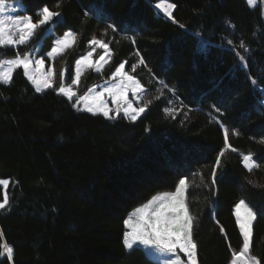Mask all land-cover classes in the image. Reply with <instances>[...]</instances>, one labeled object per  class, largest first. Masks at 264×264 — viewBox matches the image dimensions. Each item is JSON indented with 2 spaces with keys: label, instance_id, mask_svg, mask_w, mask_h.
I'll return each instance as SVG.
<instances>
[{
  "label": "trees",
  "instance_id": "16d2710c",
  "mask_svg": "<svg viewBox=\"0 0 264 264\" xmlns=\"http://www.w3.org/2000/svg\"><path fill=\"white\" fill-rule=\"evenodd\" d=\"M159 1L60 0L56 7L57 0H15L27 9L18 13L33 15L47 5L62 15L28 46L6 49L0 59L33 49L44 55L56 34L71 30L77 44L52 60L57 74L65 70V84L93 37L113 53L102 73L84 72L78 95L107 81L121 62L144 85L143 100L159 95L158 80L175 94L165 90L136 121L122 115L109 120L73 108L54 89L37 93L22 69L11 83L0 82V179L10 180L0 244L14 249L13 260L5 255L0 264H151L141 249L124 248L125 215L153 194L173 190L182 177L191 186L186 202L196 217L198 264H229L231 251L239 250L243 239L233 207L241 198L259 213L251 253L264 257V187L247 182L264 186L261 8L246 0H164L175 5L173 23L154 7ZM109 23L119 31L108 29ZM241 40L250 51L239 48ZM140 57L147 67L133 72ZM165 107L180 111L166 116ZM226 132L236 151H225L210 188L205 185ZM247 153L259 164L252 173L242 163ZM4 192L0 186V201Z\"/></svg>",
  "mask_w": 264,
  "mask_h": 264
},
{
  "label": "snow or ice",
  "instance_id": "6c2138e0",
  "mask_svg": "<svg viewBox=\"0 0 264 264\" xmlns=\"http://www.w3.org/2000/svg\"><path fill=\"white\" fill-rule=\"evenodd\" d=\"M247 3L249 6H254L257 4V0H247ZM60 6V0H57L56 7ZM174 7L175 5L165 3L164 0L156 4L157 9H161L164 15L172 19L173 23H177L173 18L172 10ZM20 10L27 11L25 8ZM89 14V12L85 13L86 16ZM33 15L39 18L34 20ZM33 15L18 14L15 0H0V55L9 48L17 50L21 46H28L38 37L40 29L45 28L54 18L60 17L62 13L52 11L45 5ZM180 27L183 28L184 25H180ZM107 28L112 29L113 32L119 31L111 23L107 25ZM77 42V34L73 31H66L63 36L54 41L45 57L37 59L39 53L35 51H32L31 54L29 52L21 54L16 51L13 57L0 59V82L5 85L11 83L14 73L22 69L23 75L33 85L37 93L54 89L58 95L66 97L69 101H73L75 98V102L72 104L73 108L79 110L82 105V110L93 115H102L109 120L120 119L122 114L124 119L136 121L153 100H159L164 95L165 90L175 94L174 88H170L165 81L158 80L157 83L160 87L156 91L159 95L153 97V99L143 100L142 97L146 91L144 85L135 75H130L129 72L125 71L126 62H121L115 67V70L112 71L111 76L100 87L99 91L96 90L97 86L94 85L84 95H78L75 86L80 83L84 72L90 69L102 73L105 66L112 60L113 53L108 43L93 37L88 42L91 50L75 60L74 76L71 84H65V70L61 69L57 74L51 64L44 70L45 60H55L64 54L66 50L73 48ZM199 43L201 45L204 43L202 38ZM227 43L230 46L233 45L231 40H228ZM40 46L39 43L36 45V47ZM97 48L103 49V54L99 55L98 59L93 60ZM239 48L245 52L250 51L243 40H241ZM233 50L235 49L233 48ZM136 55L139 56V52ZM237 55L239 60L245 63V57L240 55L239 52H237ZM137 65L147 67L143 57H140L137 64L132 65L133 72L136 70ZM57 79L59 80V87L54 88ZM252 82L256 84L255 80ZM129 93L134 99H129ZM134 103H140L141 106L135 107ZM171 103L172 101H169V104ZM179 111L180 108L176 107H165L163 109L165 115L170 117L175 116ZM261 142L264 143V139ZM227 149L236 151L228 143L226 132L225 148L221 149L216 157L215 164L212 166L211 183L205 186L210 188L215 186L216 176L222 165V157ZM241 155L242 162L249 173L259 168V164H257L252 153ZM247 182L254 187H264L255 184L252 180ZM9 185V179H0V186L5 189L3 200L0 201V210L10 206V197L7 195ZM190 187L186 179L181 178L174 191L153 195L146 203L136 207L129 217L123 221L126 227L122 239L124 248L126 250L141 249L145 257L151 261V264H198V245L194 239L196 217L190 214L185 197L186 190ZM258 215L259 213L250 206L245 198H241L235 203V222L243 238V243L239 250L231 251L229 264H264V257L258 258L256 255L251 254L254 221H256ZM220 231L225 232L223 226L220 227ZM181 253L186 259L181 258ZM5 255L9 261L13 260L14 249L7 243L0 244V257Z\"/></svg>",
  "mask_w": 264,
  "mask_h": 264
},
{
  "label": "rangeland",
  "instance_id": "374dc122",
  "mask_svg": "<svg viewBox=\"0 0 264 264\" xmlns=\"http://www.w3.org/2000/svg\"><path fill=\"white\" fill-rule=\"evenodd\" d=\"M246 1H247V0H246ZM159 2H161V1H159ZM159 2H158V3H159ZM165 2H166V1H165ZM158 3H157V4H158ZM15 6L17 7V12H18V10L21 9V6H20V5H17L16 3H15ZM254 6H260V8H261V13H262V18H263V20H264V0H257V4L254 5ZM156 9H157V8H156ZM157 10H158L160 13L164 14L163 11H162L161 9H157ZM18 14H20V15H25V14H22V13H18ZM55 20H60V17L55 18L53 21H55ZM53 21H52V22H53ZM66 31H71V30H66ZM66 31H64V32H63L62 34H60V35H57V34H56V35L54 36V41H55L56 39L60 38L61 36H63V34H64ZM53 44H54V42H53ZM52 46H53V45H52ZM97 49H100V48H97ZM90 50H91V48L89 49V51H90ZM32 51L37 52V49H35V50L33 49ZM32 51H31V52H32ZM48 51H50V50H48ZM48 51H47V52H48ZM31 52H29V53L31 54ZM96 52H97V50H96ZM96 52H95V53H96ZM86 53H87V52H86ZM86 53H85V54H86ZM95 53H94V55H95ZM101 54H103V49H100V53L98 54V56L95 57V56L93 55V60L98 59L99 55H101ZM45 56H46V53H45L44 55H40V54H39L36 58L38 59V58L45 57ZM78 58H79V57H78ZM78 58H77V59H78ZM49 64L52 65V60H47V59H46V60H45V69H44V70L47 69V67H48ZM74 65H75V62H74ZM105 82H106V81L96 84V85H95V86H97L96 90L99 91V90H100V87L103 86V85L105 84ZM66 84H71V82L66 83ZM32 86H33V85H32ZM55 86H56V87H59V80H58V83H55V84H54V87H55ZM93 86H94V85H93ZM93 86H92V87H93ZM86 92H87V91H86ZM83 95H84V94H83ZM128 96H129V99H134V98L132 97L131 93H129ZM72 102H73V103L75 102V98L73 99ZM109 106L111 107V102H110V101H109ZM134 106H135V107H139V106H141V105H140V103H134ZM82 108H83V106L81 105L79 110H80V111H84V110H82ZM85 112H87V111H85ZM87 113H89V112H87ZM91 114H92V113H91ZM121 115H122V114H121ZM182 178H185V177H182ZM180 179H181V178H180ZM180 179H179V180H180ZM185 179H186V178H185ZM179 180H178V182H179ZM178 182H177V184H178ZM177 184H176V185H177ZM1 187L3 188V186H1ZM3 190H4V188H3ZM174 190H175V188H174L173 190H171V191H174ZM162 192H168V191L157 192V193H155V194H153V195H157V194L162 193ZM4 195H5V192H4ZM153 195H152V196H153ZM152 196H151V197H152ZM151 197L148 198L147 200L143 201L142 203L138 204L137 206H135V207L132 208L131 210H129V211L126 213L124 220H125L126 218L129 217V215L133 212V210H134L136 207H139L140 205L146 203L149 199H151ZM185 197H186V193H185ZM234 206H235V205H234ZM233 214H234V207H233ZM234 217H235V216H234ZM123 226H124V231H125V230H126V227H125L124 223H123ZM238 229H239V228H238ZM242 239H243V238H242ZM251 254H252V253H251ZM180 255H181V258H182V259H186V257H184L182 253H181ZM252 255H253V254H252Z\"/></svg>",
  "mask_w": 264,
  "mask_h": 264
},
{
  "label": "bare ground",
  "instance_id": "6f19581e",
  "mask_svg": "<svg viewBox=\"0 0 264 264\" xmlns=\"http://www.w3.org/2000/svg\"><path fill=\"white\" fill-rule=\"evenodd\" d=\"M165 2V1H164ZM160 3V2H159ZM165 3H167V2H165ZM263 105H264V102L262 103ZM243 163V162H242ZM244 165V164H243Z\"/></svg>",
  "mask_w": 264,
  "mask_h": 264
},
{
  "label": "water",
  "instance_id": "95a60500",
  "mask_svg": "<svg viewBox=\"0 0 264 264\" xmlns=\"http://www.w3.org/2000/svg\"><path fill=\"white\" fill-rule=\"evenodd\" d=\"M155 7H156V5H155Z\"/></svg>",
  "mask_w": 264,
  "mask_h": 264
}]
</instances>
